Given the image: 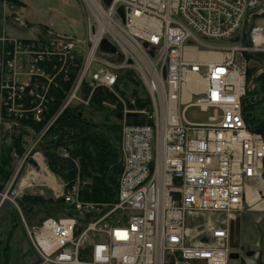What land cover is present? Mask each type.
Masks as SVG:
<instances>
[{
	"label": "built area",
	"instance_id": "1",
	"mask_svg": "<svg viewBox=\"0 0 264 264\" xmlns=\"http://www.w3.org/2000/svg\"><path fill=\"white\" fill-rule=\"evenodd\" d=\"M1 1L10 10L3 23L10 17L24 26L16 6ZM89 2L94 27L89 20L83 39L0 36V130L11 131L12 120L30 117L39 125L23 153L13 152L16 166L0 190V205L8 200L18 208L16 198L25 190L45 195L51 189L63 197L72 214L25 224L40 264H236L229 225L248 204V188L264 194V137L248 127L241 103L245 55L264 53V25L251 26L249 45L207 40H230L263 0ZM102 39L116 51L101 52ZM211 53L218 58L200 57ZM124 69L145 86L150 104L123 113L150 122L122 121L116 200L82 201L78 177L66 191L63 183L53 189L50 179L56 178L39 143L59 144L63 131L56 132L55 123L72 106H88L95 90L117 95ZM192 105L210 111L205 121L185 118ZM204 215L220 217L191 223Z\"/></svg>",
	"mask_w": 264,
	"mask_h": 264
},
{
	"label": "trees",
	"instance_id": "2",
	"mask_svg": "<svg viewBox=\"0 0 264 264\" xmlns=\"http://www.w3.org/2000/svg\"><path fill=\"white\" fill-rule=\"evenodd\" d=\"M10 1L16 5L19 4L17 0ZM253 16L256 19L259 16H264V12L259 9L248 11L244 16L241 28L245 22L251 21ZM254 24L255 22L250 24L248 30L241 37L236 33L230 38V41L232 39L233 43L249 45V30ZM245 56L250 63L247 61L246 92L241 100L242 113L248 127L261 133L264 137V121L254 115L255 106L264 98V53L249 52ZM118 82L120 94L125 96L127 106L130 105L126 97V90L133 86L135 106L138 109L149 108L150 101L147 95L143 96L144 93L132 70L120 71ZM59 101L57 99L49 105L51 111L49 113H52ZM90 102L92 104L89 107L72 106L69 109L70 113L57 121L53 127L56 132L58 129H62L63 132L57 133L61 138L59 144L64 145L68 157L60 155L59 144L41 142L38 147L44 154L49 171L64 184L65 191L75 183V179L78 177L80 181L85 182V185L79 190V198L82 201L111 203L116 200L118 178L122 169L119 151L121 122L125 120L131 124H144L150 121L142 115L124 114L121 102L116 100L111 93L102 89H97L93 93ZM103 102L114 104L115 107L109 108L103 105ZM31 120V117L28 120H12L11 131L0 130V190L14 169L15 159L11 156L12 152L15 151L21 155L24 151V144L32 135L31 129L38 130L39 125L32 124ZM16 202L20 212L24 216L28 215L30 223L35 225L49 216L61 217L72 214L63 197L55 200L54 204H64L58 210L45 209L46 204H53L52 198L47 199L41 195L24 194L16 198ZM5 204L4 201L0 207V261L3 264L7 263L10 232V225L5 228L3 221L8 219L11 221L13 217L7 210L8 205ZM12 210V212L17 211L15 207ZM5 212L10 216L6 218L3 215ZM5 230L9 231L7 237H5Z\"/></svg>",
	"mask_w": 264,
	"mask_h": 264
},
{
	"label": "rangeland",
	"instance_id": "3",
	"mask_svg": "<svg viewBox=\"0 0 264 264\" xmlns=\"http://www.w3.org/2000/svg\"><path fill=\"white\" fill-rule=\"evenodd\" d=\"M62 1L63 0H58V3H56V6H57V4H61L62 8L67 9L68 12H65V13L69 14V15H67L66 19L64 18L63 14L60 12L61 11L60 8H57L58 6L56 7L55 5H53V7L57 8V12L55 10L49 9L46 14L40 16V19H45L47 24H52V25L54 23L58 24V26L60 28H64L63 31H65L64 32L65 34L70 33L72 30L76 29V30L82 32L81 36L82 35L84 36L86 34V31H87V25H88L89 20L91 23H93V24H90L91 28H92L91 30H93L94 18H92V11H91V5H90L89 0H79L80 4H82V6L85 9V11L82 13V19H81L80 23H78L75 20V19H77L76 13L71 8L70 4H68L67 2H64V1H63L64 2L63 3ZM77 5H79L78 1H77ZM8 10H9V8H8ZM19 10H21V9H19ZM259 11L264 12V0H263L262 6L259 9ZM3 12H4L3 11V5L0 4V36L2 34V31H3V22H2ZM21 14L24 17V13L21 12ZM263 21H264V16H259L256 19H254V16H253L251 18V21L244 23L243 27L237 32V35L239 37H241L243 35V33L246 30H248V27L250 24H252L254 22H257V24L258 23L261 24V22H263ZM11 25L15 28H19V27L15 26L14 24H11ZM67 28H68V30H67ZM80 32L77 33L75 36L81 37L79 35ZM207 42L212 44V45H222V46L233 44L232 39H231V41L230 40H212V39H209V40H207ZM138 82L140 84L141 90L144 93L143 96H146L147 92H146L145 86L141 83V81L138 80ZM253 84H255V83H253ZM133 89H134V87L131 86L126 90L127 91L126 97L129 101L130 106H127L125 99H124L125 96L120 94L121 90H120V87L118 85L116 86L117 95H114L108 89H102V90H105V91L111 93L116 98V100L120 101L122 106H123V111H124V110H138V108L135 106L136 100H135L134 94L132 93ZM83 94L85 96L87 94V90H84ZM91 104L92 103L90 102L87 107L91 106ZM102 104L109 107V108L115 107L114 104H110L108 102H103ZM132 114H134V113H132ZM134 115L138 116L139 114H134ZM209 115H210V111H208V112L201 111L199 107L194 106V105L190 106L185 111V118L190 122L205 121ZM11 156L13 159H15L13 152H12ZM15 166H16V161H15L14 167ZM79 182H80V186H79V189H80L83 185H85V182L80 181V180H79ZM58 184H61V183H59V181L57 179H56V182L52 178L50 179V185L53 187V189L55 187V189L57 190ZM37 189H38V187H34L33 189L31 188L32 191H36ZM46 191H47V195L43 196V197H45L47 199L51 197L53 204H46L44 206L45 209H47V210H58L59 208L64 206L63 203L54 204L55 200H57L59 198L56 196L55 191H53L51 189L50 190L47 189ZM24 194L34 195L29 190H25L23 192V195ZM256 199L259 201L256 202V204H255ZM5 202H6L5 205H8L7 210L13 216V217L11 216L12 217L11 221L9 219L6 221H3L5 228H8L10 225V229H9L10 232L5 230V237H7L8 232H9L8 264H26L27 259L30 260V259L35 258V252H34L35 250H33L34 248H33L31 241L27 235V232H26V229L24 226V222H26L28 226H31L32 224L29 221L28 215L24 216L23 214H20L17 211L12 212L13 211L12 209H14L13 204L8 200H5ZM248 204H250V205H248ZM248 204H245V206L242 210L237 211L236 216L240 218L241 226L244 230H246V233L249 237V241L251 243V246H253L257 250V252L259 251V253L261 254V257H263V260H264V219H263V216H264V195H262V196L261 195L260 196L251 195V198H250ZM5 207H7V206H5ZM254 207L257 209H254ZM9 213L5 212L3 215L7 218L8 216H10ZM219 217L220 216H218V215H209V216L204 215V216H200L199 218H190V220H191V223L194 224V223H201L203 221L207 222L208 220L214 221ZM255 262L256 261H254L251 264H255Z\"/></svg>",
	"mask_w": 264,
	"mask_h": 264
},
{
	"label": "crops",
	"instance_id": "4",
	"mask_svg": "<svg viewBox=\"0 0 264 264\" xmlns=\"http://www.w3.org/2000/svg\"><path fill=\"white\" fill-rule=\"evenodd\" d=\"M17 1L19 2V4L17 5L18 13L21 16H22L21 12L24 13V17L23 16L22 17L25 20L26 25L24 27H21V28H15L11 25L13 23L8 21L3 28V31L5 34L10 35V36H14L16 38H51V37H56V36H68V37H73L76 39H81L83 37V35L81 36L82 32H80L76 29L72 30L70 33L65 34L64 33L65 31H63L64 28H60L58 26V24H55V23L53 25L47 24L45 19H40V16L46 14L49 9L55 10L57 12V8H60V10H61L60 12L63 14L64 18L65 19L67 18V15H69V14L65 13V12H68L67 9L62 8L61 4H57L58 7L56 6V3H58V0H17ZM63 1L70 4L71 8L76 13L77 19H75V20L78 23H80V21L82 19V13L85 11V9L82 6V4H80L79 0H63ZM77 1H78L79 5H77ZM53 5H55L57 8L53 7ZM19 9H21V10H19ZM261 24L264 25V21L261 22ZM67 30H68V28H67ZM79 32H80L79 35L81 37L75 36ZM254 115L259 120L264 121V98L262 99V101L259 104H257L255 106ZM258 201L259 200L256 199L255 204ZM254 209H257V208L254 207ZM19 212H20V210H19ZM263 219H264V216H263ZM25 224L27 225L26 222H24V226H25ZM33 225H35V224H32L31 226H33ZM244 232H245L244 233L245 237L247 239H249V237L246 233V230H244ZM251 263H253V261ZM0 264H3L2 261H0ZM6 264H8V258H7ZM26 264H40V259H39L38 255L36 254V252H35V258L30 259V260L27 259ZM255 264H264L263 257H261V254L259 253V251H258V255H257Z\"/></svg>",
	"mask_w": 264,
	"mask_h": 264
},
{
	"label": "flooded vegetation",
	"instance_id": "5",
	"mask_svg": "<svg viewBox=\"0 0 264 264\" xmlns=\"http://www.w3.org/2000/svg\"><path fill=\"white\" fill-rule=\"evenodd\" d=\"M244 233L239 219V226L237 230L235 229L233 231V240L230 243L231 254L237 264H250L252 261H256L258 255L257 250L253 249V246H251L249 239L245 237Z\"/></svg>",
	"mask_w": 264,
	"mask_h": 264
},
{
	"label": "water",
	"instance_id": "6",
	"mask_svg": "<svg viewBox=\"0 0 264 264\" xmlns=\"http://www.w3.org/2000/svg\"><path fill=\"white\" fill-rule=\"evenodd\" d=\"M104 3L106 5H108L110 3V0H104ZM117 12L120 14L121 18L123 19V8L122 6L118 7ZM143 46L146 47L147 44L143 43ZM99 50L103 53H114L116 51V49L114 48V46L108 42L106 39H102L99 45ZM239 217H236L235 220L231 221L230 224V243L233 240V231L239 226ZM204 240V239H203ZM231 247V244H230ZM230 258H233V255L230 254ZM234 259V258H233Z\"/></svg>",
	"mask_w": 264,
	"mask_h": 264
},
{
	"label": "bare ground",
	"instance_id": "7",
	"mask_svg": "<svg viewBox=\"0 0 264 264\" xmlns=\"http://www.w3.org/2000/svg\"><path fill=\"white\" fill-rule=\"evenodd\" d=\"M200 57H202L203 59H217L218 58V54L215 53H211V54H201ZM253 189L252 188H248L247 189V193H248V198H247V202H249L251 195L253 193ZM256 195V194H253Z\"/></svg>",
	"mask_w": 264,
	"mask_h": 264
}]
</instances>
